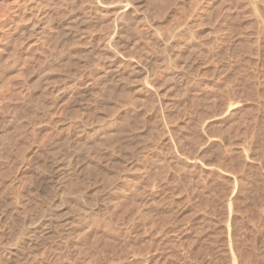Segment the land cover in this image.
<instances>
[{"label":"rangeland","instance_id":"obj_1","mask_svg":"<svg viewBox=\"0 0 264 264\" xmlns=\"http://www.w3.org/2000/svg\"><path fill=\"white\" fill-rule=\"evenodd\" d=\"M91 1L0 0V264H264V0Z\"/></svg>","mask_w":264,"mask_h":264},{"label":"bare ground","instance_id":"obj_2","mask_svg":"<svg viewBox=\"0 0 264 264\" xmlns=\"http://www.w3.org/2000/svg\"><path fill=\"white\" fill-rule=\"evenodd\" d=\"M90 1H91V0H90ZM93 1H95V0H93ZM106 1H107V0H106ZM91 2H92V1H91ZM96 3H97V1H96ZM99 3H100V2H99ZM105 3H106V2H105ZM97 4H98V3H97ZM97 4H96V6H97ZM89 5H90V4H89ZM102 5H103V4H102ZM105 5H106V4H105ZM92 6H93V5H92ZM103 6H104V5H103ZM110 6H111V4L109 5V3H108V5H106V6H104V7H105V8H109ZM112 6H114V4H112ZM118 6H119V5H118ZM124 6L127 7L128 5H124ZM98 7H99V6H98ZM119 7H120V6H119ZM250 7H251V6H250ZM252 7H253V6H252ZM90 8H91V7H90ZM93 8H94V7H93ZM113 8L115 9L116 7H113ZM96 9H97V8H96ZM109 9H110V8H109ZM114 9H113V10H114ZM135 9H136V8H135ZM135 9H134V10H135ZM106 10H107V9H106ZM111 10H112V9H111ZM128 10H129V9H128ZM253 10H254V9H253ZM114 11L117 12V11H118V8H117V10L115 9ZM183 11H184V10H183ZM254 11H255V10H254ZM258 11H259V10H258ZM89 12H90V11H89ZM104 12H105V11H104ZM108 12H109V11H108ZM128 12H129V11H128ZM132 12H133V11H132ZM179 12H180V11H179ZM95 13H96V12H95ZM105 13H106V12H105ZM205 13H206V12H205ZM59 14H60V13H59ZM67 14H68V13H67ZM108 14H109V13H108ZM111 14H112V13H111ZM128 14H129V13H128ZM119 15H120V13H119ZM81 16H82V15H81ZM255 16H256V15H255ZM105 17H106V16H105ZM105 17H104V18H105ZM119 17H120V16H119ZM123 17H124V16H123ZM52 18H53V17H52ZM116 18H117V17H116ZM116 18H115V19H116ZM139 19H140V18H139ZM117 20H118V19H117ZM117 20H116V21H117ZM120 20H121V19H120ZM137 20H138V19H137ZM257 20H258V19H257ZM80 22H81V21H80ZM109 22H110V21H109ZM117 23H118V22H117ZM105 24H106V23H105ZM118 24H119V23H118ZM32 25H33V24H32ZM258 25H259V24H258ZM34 26H35V25H34ZM118 26H119V25H118ZM114 27H115V26H114ZM31 28H32V27H31ZM121 28H122V27H121ZM153 28H155V27H153ZM112 29H113V28H112ZM123 29H124V28H123ZM182 29H183V28H182ZM261 29H262V28H261ZM113 30H114V29H113ZM113 30L110 31V32H113ZM116 31H117V30H116ZM77 32H78V31H77ZM117 32H118V31H117ZM179 32H180V31H179ZM114 33H116V32L114 31L113 34H114ZM78 35H79V34H78ZM84 35H85V34H84ZM116 38H117V37H116ZM190 38H191V37H190ZM165 39H167V38H165ZM165 39H164V40H165ZM106 40H108V39H106ZM117 40H118V39H117ZM156 40H157V39H156ZM161 40H162V39H161ZM161 40H160V41H161ZM111 41H112V40H111ZM116 42H118V41H116ZM161 42H162V41H161ZM161 42H159V43H161ZM165 42L167 43V41H165ZM190 42H191V41H190ZM81 43H82V42H81ZM114 43H115V41H114ZM163 43H164V42H163ZM64 44H65V43H64ZM90 44H91V43H90ZM101 44H102V43H101ZM112 44H113V43H112ZM115 44H116V43H115ZM161 44H162V43H161ZM167 44H169V43H167ZM188 44H189V43H188ZM165 45H166V44H165ZM182 45H183V44H182ZM102 46H103L102 49H107V47H108L106 44H105V45H102ZM109 46H110V45H109ZM113 46H114V45H113ZM162 46H163V45H162ZM192 46H193V45H192ZM77 47H78V46H77ZM80 47H81V46H80ZM117 47H118V46H117ZM152 47H153V46H152ZM159 47H160V46H159ZM163 47H164V46H163ZM166 47H167V46H166ZM166 47H165V48H166ZM94 48H95V47H94ZM98 48H99V47H98ZM159 49H160V48H159ZM161 49H162V47H161ZM153 50H154V49H153ZM157 50H158V49H157ZM157 50H156V51H157ZM79 51H81V50H79ZM84 51H85V50H84ZM99 51H100V50H99ZM102 51H103V50H102ZM163 51H164V50H163ZM120 52H121V51H120ZM158 52H159V51H158ZM101 53H102V52H101ZM160 53H161V52H160ZM112 55H113V54H112ZM155 55H156V54H155ZM157 55H158V53H157ZM197 55H198V54H197ZM96 56H97V55H96ZM99 56H100V55H99ZM101 56H102V55H101ZM121 56H122V55H121ZM124 56H126V55H124ZM161 57H162V56H161ZM116 58H117V57H116ZM118 58H119V57H118ZM147 58H148V57H147ZM156 58H157V57H156ZM182 58H183V57H182ZM110 60H111V59H110ZM123 60H124V59H123ZM144 60H145V59H144ZM148 60H151V59H148ZM196 60H197V59H196ZM88 61H89V60H88ZM93 61H94V60H93ZM146 61H147V60H146ZM102 62H103V61H102ZM140 62H141V61H140ZM147 62H148V61H147ZM150 62H151V61H150ZM92 63H93V62H92ZM155 63H156V61H155ZM108 64H109V63H108ZM125 64H126V63H125ZM142 64H143V63H142ZM157 64H158V62H157ZM159 64H160V63H159ZM165 64H166V63H165ZM94 65H96V64H94ZM120 65H121V64H120ZM127 65H128V64H127ZM135 65H136V64H135ZM135 65H134V66H135ZM152 65H153V64H152ZM155 65H156V64H155ZM155 65H154V66H155ZM187 65H188V64H187ZM150 66H151V65H150ZM158 66H159V65H158ZM145 67H147V66H145ZM189 68H190V67H189ZM108 69H109V68H108ZM111 69H112V68H111ZM150 69H151V68H150ZM135 70H136V69H135ZM137 70H138V69H137ZM140 71H141V70H140ZM191 71H192V70H191ZM110 72H111V71H110ZM134 72H135V71H134ZM137 72H139V71H137ZM141 72H142V71H141ZM141 72H140V73H141ZM145 72H146V71H145ZM116 73H117V72H116ZM106 74H107V73H106ZM113 74H115V73H113ZM121 74H122V73H121ZM136 74H137V73H136ZM138 74H139V73H138ZM74 75H75V74H74ZM137 76H138V75H137ZM119 77H122V76L119 75ZM119 77H118V78H119ZM139 77H140V76H139ZM123 78H124V76H123ZM134 78H135V77H134ZM138 80H140V83L143 84V86L146 85V82H148V81L145 82V79H142V78H141V79L139 78ZM138 80H137V81H138ZM149 80H150V79H149ZM123 81H124V80H123ZM131 82H132V81H131ZM114 83H115V82H114ZM137 83H139V81H138ZM149 83H150V82H149ZM134 84H136V83H134ZM123 85H124V84H123ZM125 85H126V84H125ZM133 86H134V85H133ZM75 87H76V86H75ZM160 88H161V87H160ZM135 90H136V89H135ZM140 92H141V91H140ZM148 94H149V93H148ZM140 97H141V96H140ZM133 99H134V98H133ZM133 99H131V100H133ZM97 100H98V99H97ZM143 100H144V99H143ZM141 101H142V100H141ZM127 102H128V101H127ZM129 102H130V100H129ZM129 102H128V103H129ZM137 102H138V101H137ZM125 103H126V102H125ZM128 103H127V104H128ZM144 103H145V102H144ZM133 104H134V103H133ZM231 106H232V105H231ZM73 108H74V107H73ZM79 108H80V107H79ZM130 108H131V107H130ZM128 109H129V108H128ZM101 122H102V121H101ZM111 123H112V122H111ZM169 125H170V124H169ZM100 129H101V128H100ZM164 131H165V130H164ZM106 132H107V131H106ZM106 132H105V134H106ZM89 133H90V132H89ZM90 134H91V133H90ZM97 134H98V133H97ZM106 135H107V134H106ZM89 136H90V135H89ZM98 136H99V135H98ZM156 136H157V135H156ZM177 136H178V135H177ZM106 140H107V138H106ZM6 141H7V140H6ZM106 144H107V141H106ZM104 145H105V144H104ZM108 146H109V145H108ZM115 147H116V146H115ZM108 149H109V148H108ZM126 151H127V150H126ZM71 156H72V155H71ZM141 159H142V158H141ZM59 164H60V163H59ZM77 164H78V163H77ZM68 165H69V164H68ZM68 167H69V166H68ZM68 167H67V168H68ZM72 167H73V166H72ZM62 168H63V167H62ZM65 168H66V167H64L63 169H65ZM65 170H66V169H65ZM88 170H89V169H88ZM132 170H133V169H132ZM60 176H62V174H61ZM63 176H64V175H63ZM121 176H122V175H121ZM71 177H72V176H71ZM126 178H127V177H126ZM128 178H129V177H128ZM60 179H61V178H60ZM62 181H63V180H62ZM107 181H108V180H107ZM110 181H111V179H110ZM127 181H128V180H127ZM74 182H75V181H74ZM111 183H112V182H111ZM53 184H54V183H53ZM60 184H61V183H60ZM78 184H79V183H78ZM126 184H127V183H126ZM65 185H66V184H65ZM107 185H108V184H107ZM121 185H122V184H121ZM241 185H242V184H241ZM241 187H242V186H241ZM241 187H240V188H241ZM65 188H66V187H65ZM116 188H117V187H116ZM119 188H120V187H119ZM240 188L238 187V189H240ZM122 189H123V188H122ZM99 190H100V189H99ZM109 191H110V190H109ZM116 191H117V190H116ZM231 191H232V190H231ZM75 192H76V191H75ZM99 192H100V191H99ZM239 192H240V191H239ZM242 193H243V192H242ZM245 195H246V194H245ZM246 196H247V195H246ZM258 197H259V196H258ZM103 198H104V197H103ZM52 200H53V199H52ZM110 202H111V201H110ZM20 203H21V202H20ZM58 203H60V202H58ZM261 203H262V202H261ZM59 205H60V204H59ZM42 207H43V206H42ZM87 207H88V206H87ZM231 207H232V206H231ZM31 208H32V207H31ZM51 208H52V207H51ZM80 208H81V207H80ZM110 208H111V207H110ZM103 210H104V209H103ZM86 211H87V210H86ZM229 211H230V210H229ZM37 212H38V211H37ZM59 213H60V212H59ZM62 213H63V212H62ZM85 213H86V212H85ZM97 213H98V212H97ZM97 213H96V214H97ZM40 216H41V215H40ZM53 216H54V215H53ZM93 217H94V216H93ZM241 217H242V216H241ZM55 218H56V217H55ZM62 218H63V217H62ZM39 219H40V218H39ZM39 219H38V220H39ZM41 219H42V218H41ZM43 219H44V218H43ZM58 219H59V218H58ZM91 219H92V218H91ZM30 221H31V220H30ZM76 221H77V220H76ZM34 222H35V221H34ZM37 222H38V221H37ZM39 222H40V221H39ZM39 222H38V223H39ZM32 223H33V222H32ZM35 223H36V222H35ZM40 223L42 224V222H40ZM40 223H39V224H40ZM232 223H233V222H232ZM36 224H37V223H36ZM41 224H40V225H41ZM61 224H63V223H61ZM64 224H65V223H64ZM68 224H69V223H68ZM68 224H67V225H68ZM70 224H71V223H70ZM78 224H79V223H78ZM30 225H31V224H30ZM32 225H33V224H32ZM34 225H35V224H34ZM45 225H46V223H45ZM57 225H58V224H57ZM43 226H44V224H43ZM38 227H39V225H36V226L34 227V229H35V228H38ZM40 227H41V226H40ZM56 228H57V227H56ZM38 229H39V228H38ZM38 229H36V231H37ZM40 229H41V228H40ZM46 229H48V228H46ZM50 229H51V227H50ZM256 229H257V228H256ZM48 230H49V229H48ZM39 231H40V230H39ZM43 231H44V230H43ZM31 232H32V231H31ZM31 234H32V233H31ZM53 234H54V233H53ZM44 235H45V234H44ZM44 235H43V237H45ZM46 235H47V234H46ZM40 236H41V235H40ZM46 237H47V236H46ZM115 237H116V236H115ZM37 238H38V237H37ZM116 238H117V237H116ZM34 239H35V237H34ZM42 239H43V238H42ZM42 239H41V240H42ZM56 239H57V238H56ZM16 240H17V239H16ZM21 240H22V239H21ZM19 243H20V242H19ZM21 245H22V244H21ZM32 245H33V244H32ZM24 246H25V245H24ZM25 247H26V246H25ZM16 248H17V247H16ZM19 249H20V247H19ZM22 249H23V248H22ZM237 250H238V249H237ZM14 251H15V250H14ZM21 251H22V250H21ZM18 252H19V251H18ZM12 254H13V253H12ZM14 254H15V253H14ZM19 255H20V254H19ZM236 255H237V254H236ZM237 256H239V255H237ZM20 257H22V256H20ZM239 257H240V256H239ZM17 258H18V257H17ZM237 258H238V257H237ZM12 259H13V258H12ZM14 259L16 260L15 257H14ZM10 260H11V259H10ZM238 262H239V260H238ZM240 262H241V261H240Z\"/></svg>","mask_w":264,"mask_h":264}]
</instances>
